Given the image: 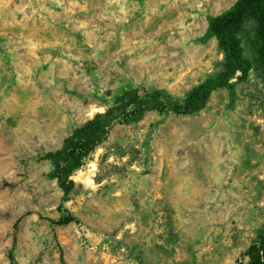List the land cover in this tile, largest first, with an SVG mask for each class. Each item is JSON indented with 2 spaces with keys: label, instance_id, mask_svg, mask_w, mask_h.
Listing matches in <instances>:
<instances>
[{
  "label": "rangeland",
  "instance_id": "rangeland-1",
  "mask_svg": "<svg viewBox=\"0 0 264 264\" xmlns=\"http://www.w3.org/2000/svg\"><path fill=\"white\" fill-rule=\"evenodd\" d=\"M235 1L0 0V264H251L264 245L255 68L194 113L115 111L59 176L75 131L124 92L184 98L217 76L207 19Z\"/></svg>",
  "mask_w": 264,
  "mask_h": 264
},
{
  "label": "trees",
  "instance_id": "trees-1",
  "mask_svg": "<svg viewBox=\"0 0 264 264\" xmlns=\"http://www.w3.org/2000/svg\"><path fill=\"white\" fill-rule=\"evenodd\" d=\"M207 20L208 34L216 39L224 54L223 70L195 86L184 98H174L166 91L155 92L151 98L146 99L139 97L135 91L124 92L114 106L97 114L75 131L71 150L61 159L59 176H69L79 158L101 142L108 124L116 118L114 112L117 110L124 111L133 106V110L125 114L131 117H139L150 109L175 114L194 113L203 107L213 91L223 87L232 90L252 68L259 72L264 86V0H236L227 9L209 16ZM245 45L250 48V56ZM68 221L66 219L63 223ZM249 255L251 264H260L261 260L264 261V245H254Z\"/></svg>",
  "mask_w": 264,
  "mask_h": 264
}]
</instances>
